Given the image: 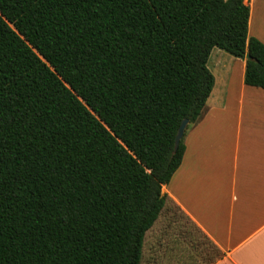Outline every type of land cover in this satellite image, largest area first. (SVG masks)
Wrapping results in <instances>:
<instances>
[{
  "label": "trees",
  "instance_id": "obj_1",
  "mask_svg": "<svg viewBox=\"0 0 264 264\" xmlns=\"http://www.w3.org/2000/svg\"><path fill=\"white\" fill-rule=\"evenodd\" d=\"M250 13L245 0H0V264L154 255L163 188L215 86L212 51L264 89Z\"/></svg>",
  "mask_w": 264,
  "mask_h": 264
},
{
  "label": "crops",
  "instance_id": "obj_2",
  "mask_svg": "<svg viewBox=\"0 0 264 264\" xmlns=\"http://www.w3.org/2000/svg\"><path fill=\"white\" fill-rule=\"evenodd\" d=\"M245 3L249 36L264 44V0ZM212 67L215 86L163 188L171 210L149 235L144 264H264V89L245 84L243 60L216 56ZM189 223L213 253L183 237Z\"/></svg>",
  "mask_w": 264,
  "mask_h": 264
},
{
  "label": "water",
  "instance_id": "obj_3",
  "mask_svg": "<svg viewBox=\"0 0 264 264\" xmlns=\"http://www.w3.org/2000/svg\"><path fill=\"white\" fill-rule=\"evenodd\" d=\"M246 60H251V56L249 54H247L246 56ZM189 125V121L188 119H185L181 126L179 127V130H178V133H177V136H176V139H175V147H174V151H173V154L172 156H174L179 148V145H180V142L181 140L183 139L184 135H185V132L187 130V127Z\"/></svg>",
  "mask_w": 264,
  "mask_h": 264
},
{
  "label": "rangeland",
  "instance_id": "obj_4",
  "mask_svg": "<svg viewBox=\"0 0 264 264\" xmlns=\"http://www.w3.org/2000/svg\"><path fill=\"white\" fill-rule=\"evenodd\" d=\"M216 56H218V57H225V58H232L229 54H227L226 52H224V51H222V50H219V49H214L213 50V52H212V55H211V57H210V61L208 62V64H207V66H208V68H209V70L213 73L214 72V69H213V67H212V61H215V59H216ZM222 72H223V70H222ZM218 71L216 72V76H218L219 77V75H218ZM214 74V73H213ZM220 78V77H219Z\"/></svg>",
  "mask_w": 264,
  "mask_h": 264
}]
</instances>
